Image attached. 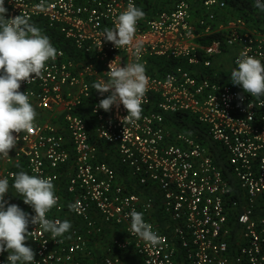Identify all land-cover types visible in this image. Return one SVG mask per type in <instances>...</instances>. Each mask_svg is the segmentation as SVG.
I'll use <instances>...</instances> for the list:
<instances>
[{
	"label": "built area",
	"instance_id": "obj_1",
	"mask_svg": "<svg viewBox=\"0 0 264 264\" xmlns=\"http://www.w3.org/2000/svg\"><path fill=\"white\" fill-rule=\"evenodd\" d=\"M130 2L138 7L137 0H5L6 19L29 17L62 36L71 49L51 42L58 55L48 62L43 78L21 84L37 112L36 127L19 134L8 158L0 157V179L9 184L14 173L25 169L52 178L56 188L69 166V206L83 231L53 241L51 233L30 224L34 233L28 241L36 264H99L89 239L103 235L106 226L121 235L111 239L102 264H264V96L251 97L183 66L162 76L151 69L155 58L210 69L224 47L236 51L234 63L246 50L264 63V32L243 19L216 25L210 12L223 6L219 0H206V16L196 22L186 0L139 21V62L145 65L149 87L142 118L128 123L122 120L127 116L122 105L109 112L97 108L110 93L102 96L93 84L108 79L113 60L121 66L135 60L130 49L102 41L104 30L115 27ZM212 31L225 38L209 45L198 42ZM92 98L94 129L78 112ZM174 113H188L206 128L238 189L208 147L171 129L166 116ZM100 142L111 148V157L127 172L126 181L101 160ZM55 194L58 203L47 218L63 222L67 198ZM5 200L12 204L7 194ZM132 210L143 213L163 238L158 245L150 246L131 231ZM8 255L0 254V264H8Z\"/></svg>",
	"mask_w": 264,
	"mask_h": 264
},
{
	"label": "clouds",
	"instance_id": "obj_2",
	"mask_svg": "<svg viewBox=\"0 0 264 264\" xmlns=\"http://www.w3.org/2000/svg\"><path fill=\"white\" fill-rule=\"evenodd\" d=\"M5 0H0V157L8 158L17 148L19 134L36 127L37 112L27 92H21V84L43 78L48 62L55 61L57 49L50 38L30 18L17 15L6 19ZM43 8V3L38 5ZM255 7L264 12V0H255ZM145 12L129 3L121 12L114 28H106L102 41L112 43L116 48H128L135 57L134 62L121 66L117 60L109 63L106 81L95 82L93 87L102 96L98 109L109 112L113 106L122 105L127 116L122 120L135 123L142 118L143 104L149 87L145 65L139 62L142 44L136 41L138 22ZM101 41V43H102ZM237 68L231 71L234 86H240L251 97L264 96V63L260 59L241 52L235 61ZM111 139V138H110ZM12 187L30 206L35 215L30 216L18 205L9 204L5 195L9 192V180L0 179V254L8 252V264H36V253L27 246L29 225H36L44 232L51 233L53 241L63 237L72 225L69 221H52L47 214L58 203L52 178L29 175L24 171L13 174ZM131 231L150 246L158 245L163 239L152 226L145 222L143 213H130Z\"/></svg>",
	"mask_w": 264,
	"mask_h": 264
},
{
	"label": "trees",
	"instance_id": "obj_3",
	"mask_svg": "<svg viewBox=\"0 0 264 264\" xmlns=\"http://www.w3.org/2000/svg\"><path fill=\"white\" fill-rule=\"evenodd\" d=\"M179 0H137L138 8H141L145 12V17L142 20H147L150 18H154L158 13L164 10H170L172 6ZM192 7V13L194 18L202 17L205 13V5L204 2L206 0H186ZM225 3L228 12L233 16V18L229 19H243L248 23L251 28H254L259 31H264V12H261L259 9L255 7V0H222ZM228 21V20H227ZM42 32L47 35L51 42L56 46L64 47L67 52L71 53V49L69 43L63 39L62 36L53 32L46 27H40ZM225 36L222 32L212 31L208 34L202 35L198 38V42L202 45H209L213 41L217 39H224ZM224 52H227L226 47H224ZM152 68H155L153 71L158 73L159 76H162L166 72H169L176 68L177 66H183L189 70H191L197 76H203L211 81L218 82L220 84H229L232 85V81L230 79L231 74L219 73L216 75L212 68L210 69H202L199 72H196V68L189 66L185 63L184 60H174L167 58H155L152 59ZM237 68V66H235ZM238 88L237 86H234ZM92 100H88L84 107L79 109L78 112L80 116L87 122L90 129H94L95 127V119L91 112V103ZM166 122L171 127L172 130L183 131L184 133L196 138L200 143L208 147L214 155L215 161L222 168V171L225 177L229 178L233 184L234 189H238L231 168L227 165L225 161V156L223 155V151L219 147L217 143H215L206 132V128L199 124L194 117L190 116L188 113H174L168 114L166 116ZM101 154L100 158L102 161L109 163L113 169L119 174L127 177V172L125 169L118 163L112 162L111 158V148L103 143H98ZM20 171H25V169H21ZM19 171V172H20ZM27 173V172H26ZM14 180L11 185H13ZM33 209L26 211L30 216L32 214ZM157 222L160 226L163 227V222L160 215L156 216ZM132 263L131 261H129Z\"/></svg>",
	"mask_w": 264,
	"mask_h": 264
},
{
	"label": "crops",
	"instance_id": "obj_4",
	"mask_svg": "<svg viewBox=\"0 0 264 264\" xmlns=\"http://www.w3.org/2000/svg\"><path fill=\"white\" fill-rule=\"evenodd\" d=\"M219 1L221 4H223V6H221V7L218 6V7L214 8V10H212L210 12V14L213 12V14L216 16V19L218 20V25L219 24L224 25L227 22H229V19L233 18V16L228 12V9L226 8L224 1H222V0H219ZM204 16H206L205 13L202 17H204ZM202 17L194 18L195 22L198 21ZM233 20H236V19L234 18ZM37 27L40 28L43 26L38 25ZM235 55H236V51L231 49V50H228L227 52H225L223 55L214 58L213 59V68H212L214 70V72L216 74H219V73L231 74V71L235 68V63H234ZM202 69L203 68H196V70H197L196 72H199ZM227 85H229V84H227ZM237 87L239 89L243 90L242 87H240V86H237ZM111 158L114 159V160H112V162H115L116 164L119 163L117 158H115V157H111ZM69 171H70L69 166H67L63 169L62 181L60 184H58L56 186L55 191L57 193H59L60 195L64 196L65 198H67V200H66L67 209L63 215V220L69 221L72 225L70 231L65 233V234H67V235L71 234L72 235L75 231L82 232L83 231V224L79 219H77L72 214L70 206H69L70 201L72 199L71 196L69 195L67 189H66ZM26 172L29 174L28 171H26ZM118 176L123 181H126L128 178V177L125 178L124 176L119 175V174H118ZM7 195H8V197L11 198L12 204L18 205L24 212L30 210L31 207L24 204L22 197H20L19 194H17L15 192V189L12 187L11 183L9 184V192L7 193ZM119 235H121V232L118 229H115L114 227H111V226H106L105 233L103 235L95 237V238L91 237L89 239V247H90L89 250L93 253L94 259L99 264H102V260L104 258L105 250H106L108 244L111 242V239H113L114 237L119 236ZM27 246L31 247L29 241H27Z\"/></svg>",
	"mask_w": 264,
	"mask_h": 264
},
{
	"label": "rangeland",
	"instance_id": "obj_5",
	"mask_svg": "<svg viewBox=\"0 0 264 264\" xmlns=\"http://www.w3.org/2000/svg\"><path fill=\"white\" fill-rule=\"evenodd\" d=\"M217 20V19H216ZM216 25H218V20H217V23H216ZM220 25V24H219Z\"/></svg>",
	"mask_w": 264,
	"mask_h": 264
}]
</instances>
